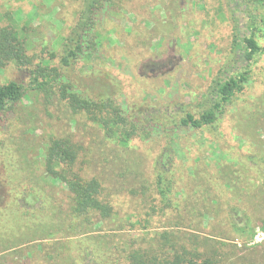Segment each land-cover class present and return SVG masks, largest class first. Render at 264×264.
<instances>
[{
	"label": "rangeland",
	"instance_id": "obj_1",
	"mask_svg": "<svg viewBox=\"0 0 264 264\" xmlns=\"http://www.w3.org/2000/svg\"><path fill=\"white\" fill-rule=\"evenodd\" d=\"M239 1L243 3L231 2L230 11L225 0H122L121 9L108 13L98 27L102 35L99 56L81 61L70 74L77 79V85L93 92L103 90L105 83L116 86L113 77L118 76L123 83L118 87L123 91L119 101L140 117L153 119L158 113H166L179 118L187 111L198 115L207 103L204 96L212 81L226 72L234 74L244 63L243 57L237 56L239 52L231 50L233 29L247 31L250 19L249 11L245 12ZM81 4L82 0H0V27L11 22L18 26L29 23L37 31L31 35L32 50L45 56L52 52L59 56L63 39L78 19ZM220 8L224 16L219 14ZM255 16L262 17L261 11ZM256 23L258 42L264 48V22ZM249 69L244 89L225 107L214 127L170 137L180 145L178 152L172 147L168 149L162 136H154L148 142L137 138L129 148L117 146L105 140L102 130L87 118L77 115L76 121L71 119V111L64 104L55 100L45 107L40 97L29 94L7 123H0V179L13 169L20 168L23 173L24 168L26 175L30 171L32 176L25 180L27 185L38 188L35 184L40 182L52 194H48V201L66 203V185L45 175V162L50 138L69 136L87 149L79 158V162L81 158L86 160L83 171L88 177L101 179L104 196L118 212L116 218L98 225L102 229L100 234L106 230L117 233V242L125 240L124 243L138 248L141 246L132 240H139L146 232L166 229L180 236L193 232L185 224L175 225L179 214L171 210L153 214L147 230L140 222L147 215L151 197L157 196L153 190L142 194V186L155 188V175L162 166L177 175L178 203L184 200L182 194L195 200L190 197L196 192L200 200H208L215 193L224 204L251 205L254 219L258 218L251 241L230 231L231 219L225 213L206 217L203 228L199 227L202 237H211L214 245L215 240L224 242L229 245L224 249L262 263L264 206L256 209L255 204H264V51L255 56ZM11 80L26 85L29 72L12 64L0 71V85ZM255 160L258 165L250 170L248 166L256 164ZM194 170L199 173L196 180L191 174ZM5 185L0 182V216H8L5 206L11 200L16 201L12 209L22 213L43 208V201L30 195L25 185V190L14 192ZM213 186L216 191L207 190ZM130 190L137 193L131 194ZM130 215L138 217L129 220ZM129 222L136 227L131 229ZM66 228L64 234L68 235L71 229ZM55 235L58 237L59 233ZM36 243V252L27 255L32 264H38L39 259L50 262L51 259L41 257L43 242ZM16 250L22 249L6 251L4 264H22V258L11 254ZM84 252L85 259L90 261L92 251L85 247Z\"/></svg>",
	"mask_w": 264,
	"mask_h": 264
},
{
	"label": "trees",
	"instance_id": "obj_2",
	"mask_svg": "<svg viewBox=\"0 0 264 264\" xmlns=\"http://www.w3.org/2000/svg\"><path fill=\"white\" fill-rule=\"evenodd\" d=\"M233 1L238 0H225L230 11ZM121 4L122 0H82L78 19L69 35L63 39V50L59 56L54 52L45 56L32 50L34 36L31 35L37 31L29 23L18 26L11 22L0 27V71L13 64L29 72L26 85L14 80L0 85V123L6 124L25 97L32 94L40 97L45 107L54 104L55 100L60 105L64 104L71 111V119L76 121L77 115L87 118L92 125L102 130L105 140L123 148H129L137 138L148 142L154 136H162L166 140L165 146L178 152L180 145L174 141L176 138L170 137H178L181 132L214 127L225 107L244 89L255 56L264 51L258 42L259 27L256 23L258 20L264 22V0H243L240 3V7L250 13L249 25L247 31L236 27L233 29L231 50L239 52L237 56L243 57L244 63L234 74L226 72L212 81L204 96L207 103L203 105V110L198 115L187 111L179 118L158 113L153 119L136 115L129 105L119 101V95L123 91L118 88L122 83L118 76L114 78L111 74H106V77L116 80V86L105 83L103 90L93 92L77 85V79L70 74L81 61L99 56L98 47L102 45V35L98 32V27L108 13L120 10ZM222 11L221 9L219 14L224 16ZM258 11H261L262 17L255 16ZM86 150L84 145L69 136H53L46 145L45 175L66 185L68 201L64 204L48 201V194L51 193L40 182L35 184L38 188L27 185L25 180H31L32 176L30 171L26 175L24 168L23 173L17 168L1 177L0 182L10 186L12 192L25 190L22 187L25 185L30 195L39 196L43 201V208L38 212L22 213L20 209H12L15 200L8 202L5 206L8 207V216H0V264L7 261L9 250L18 247L22 250L11 254L18 256L15 258H22V264H32V259L27 255L29 252H36L39 246L36 242H43L41 257L51 259L50 262L46 260L47 263L39 259L38 264H264L238 255L232 249H224L229 246L224 242L215 240L214 245L211 237H202L200 232L206 217L225 213L231 219V232L236 233L240 239L253 240L257 227L254 223L258 218L254 219L251 205H242L240 202L227 205L215 193L213 196L209 195L208 200H200L196 192L190 197L195 200H189V194H182L184 200L178 203L175 200L177 175L162 166L158 167L155 175V188L142 186V194L153 190L157 196L151 197L147 215L140 222L147 230L151 224L148 219L153 214L171 210V213L179 214L175 225L185 224L193 232L182 236L166 229L161 232H146L139 240H132L141 246L138 248L124 243L125 240L117 242V233H110L105 229L106 233L100 234L102 229L98 225L116 218L118 212L104 196L101 179L98 176L88 177L84 173L83 165L86 160L81 158L79 162V158L82 151ZM24 158L27 159V156ZM255 162L256 164H249L250 170L258 165V160ZM191 174L195 176V180L199 176L195 170ZM21 175L23 176L20 177ZM209 189L216 191L214 186L207 190ZM130 193L135 194L137 191L130 190ZM144 203L145 200L142 204ZM259 205L264 206L256 203L255 208ZM133 217L138 215H130L129 220ZM31 224L36 227H28ZM127 226L131 229L136 227L131 222ZM66 227L71 229L68 235L64 234ZM57 233L59 236L55 237ZM83 235L85 237H81ZM70 236L75 238H65ZM53 239L55 240L51 241ZM85 247L92 251L90 261L84 257Z\"/></svg>",
	"mask_w": 264,
	"mask_h": 264
}]
</instances>
